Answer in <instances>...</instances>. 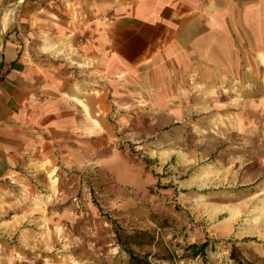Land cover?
<instances>
[{"label": "crops", "instance_id": "1", "mask_svg": "<svg viewBox=\"0 0 264 264\" xmlns=\"http://www.w3.org/2000/svg\"><path fill=\"white\" fill-rule=\"evenodd\" d=\"M38 1L54 13L27 18L40 46L10 44L0 59V222L45 215L67 174L105 193L142 188L118 149L122 120L264 72V0ZM52 45L76 64L45 58ZM198 92L191 103L204 102Z\"/></svg>", "mask_w": 264, "mask_h": 264}, {"label": "rangeland", "instance_id": "2", "mask_svg": "<svg viewBox=\"0 0 264 264\" xmlns=\"http://www.w3.org/2000/svg\"><path fill=\"white\" fill-rule=\"evenodd\" d=\"M39 6L0 0V59L10 44L40 46L26 29L28 17L46 15ZM48 49L52 62L76 64ZM237 76L194 88L189 103L154 117L122 120L118 149L134 163L132 179L143 176L142 188L105 193L95 177L67 174L66 191L45 215L0 222V264H129L128 251L151 264H264V72ZM197 90L203 103L190 102Z\"/></svg>", "mask_w": 264, "mask_h": 264}, {"label": "trees", "instance_id": "3", "mask_svg": "<svg viewBox=\"0 0 264 264\" xmlns=\"http://www.w3.org/2000/svg\"><path fill=\"white\" fill-rule=\"evenodd\" d=\"M204 247V244H202V245H200V246H198V245H196V244H192V245H190V246H188V248L189 249H191V250H202V248ZM128 253L130 254V263L129 264H151L149 261H146V259L145 260H142V262L138 259V258H136V259H134L133 258V255H132V253H131V251H128ZM196 254H198V253H196V251H195V255Z\"/></svg>", "mask_w": 264, "mask_h": 264}, {"label": "bare ground", "instance_id": "4", "mask_svg": "<svg viewBox=\"0 0 264 264\" xmlns=\"http://www.w3.org/2000/svg\"><path fill=\"white\" fill-rule=\"evenodd\" d=\"M57 54H58V52H57ZM263 58H264V57H263ZM263 58H262V59H263ZM108 164H110V163H108ZM114 166H116V163H115V165H114ZM114 169H115V168H114Z\"/></svg>", "mask_w": 264, "mask_h": 264}]
</instances>
